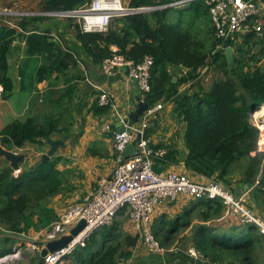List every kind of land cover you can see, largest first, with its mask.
<instances>
[{
  "label": "trees",
  "instance_id": "trees-1",
  "mask_svg": "<svg viewBox=\"0 0 264 264\" xmlns=\"http://www.w3.org/2000/svg\"><path fill=\"white\" fill-rule=\"evenodd\" d=\"M89 1L45 0L42 1L41 11H73ZM164 4L167 3L129 0L128 7L157 8ZM51 19L31 17L24 19V24L22 20L18 23V27L28 33L24 37L26 55L41 56L46 60L36 71V82L44 81L53 73L62 74L69 66L76 65L72 52L60 49L52 40L48 28L35 27L37 23ZM17 31L0 18L2 85H11L6 75L7 54L18 35ZM74 31L86 56L97 65L111 55L112 45L125 59L135 63L146 56L152 57L150 91L145 103L149 106L159 102L173 103L172 116L184 124L182 139L187 151L183 161L185 170L216 181L232 192L236 188L249 186L252 207L263 210L264 152L257 150L259 131L253 126L250 115L264 108V73L255 67L261 59L257 55L264 58V34L251 30L241 37L240 42L230 43L234 53L232 63H228L223 52L216 53L224 44L215 38L208 7L202 0L183 7L157 8L115 18L104 33H82L78 26ZM252 46L258 47L256 53ZM212 68L222 76L213 79L206 88L205 81L212 76ZM203 69L207 70L201 75ZM183 85L188 89L180 93L179 88ZM72 95L73 91L66 98L70 101ZM60 101L58 107L64 109L67 103L63 99ZM108 109L93 103L90 110L94 116H98ZM56 116L44 125L31 118L5 125L0 130V146L5 150L12 147L23 150L31 145L43 147L38 152L44 153L45 141L62 134L65 140L72 138L75 142L81 136V131L73 136V124L61 127L62 115ZM155 126L153 123L145 130L144 139H148ZM148 146L152 152L165 150L161 157L153 158V172L162 173L169 164L177 163L178 151L174 145H152L148 142ZM88 154L97 156L91 148ZM65 162L62 156L52 157L44 165H40V159L32 165L24 162L20 164L22 170L17 175H14L9 163L0 165V228L7 231L5 237L0 238V243L8 242L7 247L0 248V257L12 251L15 241L10 235L16 236L29 229H45L56 219L57 215L49 204L65 189L64 173L57 169L59 163ZM224 215L225 208L218 199L192 200L168 227L163 226L160 235L167 240L180 229H189L177 242L190 241L192 248L208 264H259L253 254L259 242H263L264 246V238L259 235V239H256L250 229L258 231L251 225L223 227L218 223ZM123 220H127V217H123ZM195 220L197 222L194 223ZM121 226L114 220L109 226V234L100 233L99 249H94L99 236L97 230L94 231L85 246L73 252L71 263L117 264L121 260H131L139 237L124 232ZM88 253L89 259L85 258ZM225 253L236 256L240 263L228 259ZM74 254L76 259H73Z\"/></svg>",
  "mask_w": 264,
  "mask_h": 264
},
{
  "label": "built area",
  "instance_id": "built-area-1",
  "mask_svg": "<svg viewBox=\"0 0 264 264\" xmlns=\"http://www.w3.org/2000/svg\"><path fill=\"white\" fill-rule=\"evenodd\" d=\"M193 1L196 0H178L169 7H183ZM202 1L208 7L215 38L224 44L222 49L229 47L230 43L240 42L241 37L251 30L260 35L264 34L262 10L254 0ZM146 9L129 8L122 0H90L73 11L34 12L3 9L1 14L8 15L10 19H5L7 24L18 30V23L23 19L51 17L75 21L82 33H104L115 18L145 12ZM110 52L111 55L100 64L102 73L111 76L125 69L127 77L136 81L140 91V101L145 103L150 91L152 57L146 56L141 62L135 63L120 55L114 45L110 46ZM97 103L100 107L111 106L108 94L105 92L99 95ZM163 109V103L159 102L148 107L142 115L141 122L128 125L122 120L124 130L121 133H113L112 149L115 153V164L110 175L100 178L90 190L75 197V200L45 229V233L41 234L39 243L28 241L15 245L10 254L0 257V264L18 259L24 252L40 254L47 243L68 235L71 229L84 221L86 226L78 234L81 237L78 239L74 237L63 248L47 253L41 258L42 264H69L73 252L78 247H84L94 231L110 226L119 214L127 217L139 240L150 252L159 253L162 248L151 232V216L161 201L173 203L181 194L191 200L203 198L220 200L225 208V216L238 217L243 226H254L264 238V221L244 204L242 197H236L222 184L213 180L197 183L185 174L153 172V158L161 157L165 150L152 152L147 149L148 140L144 139V132L153 125L152 120L156 119ZM257 121L252 123L259 131L257 150L264 152V130ZM137 135H140L139 141H136ZM130 143L135 147L134 153L124 159V149ZM15 154L19 153L15 152ZM0 233L6 235L7 231L0 228ZM189 254L194 259H202L193 248L189 250ZM117 264H129V262L121 260Z\"/></svg>",
  "mask_w": 264,
  "mask_h": 264
},
{
  "label": "crops",
  "instance_id": "crops-1",
  "mask_svg": "<svg viewBox=\"0 0 264 264\" xmlns=\"http://www.w3.org/2000/svg\"><path fill=\"white\" fill-rule=\"evenodd\" d=\"M2 1L5 2L4 4H8L11 0ZM42 1L45 0H20L18 4L21 5L19 7L15 6L14 8L24 11L43 12L41 11ZM125 1L128 6L129 0H123V2ZM254 2L261 8L262 16L264 17V0H254ZM6 8L7 6L3 9ZM23 20L22 23L24 24ZM13 21L17 22V20ZM76 26L77 24L73 20L58 18H53L50 21L44 20L42 23H37L35 25V27H39V29L42 27L45 29L48 28L52 35V40L57 46L63 51H71L76 59L75 66H69L62 74L53 73L42 82H36V71L42 64L46 63V60L41 56L26 55L24 37H26L28 33L21 28H19V30L17 29L18 35L12 41L7 54L8 68L6 75L11 85L9 86L7 83L4 85L0 84V130L13 121L25 122L29 118L44 125L53 116H60V114L62 118L59 126L68 127L72 122L71 134L73 136L76 135L74 134L73 128L77 129L78 125L81 127V136L77 138L75 142L72 141V138L67 140L64 139V148L58 150V156H62L66 162L63 164L59 163L57 169L64 173L65 186H71L72 189L70 187L67 195H63L62 192L50 201L49 206L54 210L56 215L67 208L75 200V197L90 190L100 178L110 175L115 164V153L112 149L113 133L117 132L118 129L123 126L121 123L122 120L124 123H128V113L134 112V108L129 106L130 102L134 99L133 90H135V84L133 80L127 77L125 71L111 76L104 75L100 65L93 63L92 60L86 56L82 45L77 41L74 31ZM29 29L31 28L29 27ZM173 81L175 82V79ZM205 86L206 88L209 87L210 83L206 82ZM187 89L188 87L183 85L179 88V91L182 93ZM71 91H73V95L72 99L69 101L66 97ZM103 92L108 94L111 106H109L106 113L94 116L90 109L93 103H97V98ZM61 99L67 103L64 109L58 107L61 103ZM163 105L164 109L158 115L159 122L149 134L147 140L152 145L159 143L165 145L171 144L177 149V163L169 164L164 172L185 174L197 183L207 182L209 179L185 170L183 161L187 151L182 139L184 124L179 123L173 118L171 113L173 103L163 102ZM66 112L69 114V122H67V119L64 120L63 118ZM106 128H108V130ZM56 138L57 137H54L52 140ZM45 148L46 150L48 149L47 144ZM90 148L96 152L97 156L92 157L88 154V149ZM24 151L16 150L19 154L26 155L25 163H28V165L34 164L43 154L36 152L30 145L26 146ZM5 162L6 161L0 157V164H6ZM101 169L104 170L101 172ZM21 170L22 167H20V171ZM76 170L84 171V179L82 180L84 187L80 190H75V188H73L75 182H78L77 176L74 175ZM90 170L98 171L96 173H91L89 172ZM238 189L242 192L243 199L250 190L247 186H242ZM191 201L192 200L182 194L178 195L177 200L173 203L169 204L161 201L156 206L151 216L152 226L156 223L158 224V229H162L163 226L168 227V225L189 206ZM224 218L226 219V217ZM125 225H128L133 231V234L136 235L128 219ZM45 229L38 231L29 229L27 232H22L16 236L10 235V237L15 241V245H21L28 241L39 243V238L41 234L45 233ZM188 231L189 229H186L183 233H187ZM2 237H5V235L0 233V238ZM140 242L139 240L137 246L134 248L132 258L128 261L129 264H208L207 261L203 259H194L191 257L189 250L192 249V246L188 240L180 243L181 245H187L186 249L188 250V255L186 253L182 261L172 260L170 258V251H167V255L163 256L165 258L158 256L151 258L149 254L138 250L139 246L143 245L142 243L139 244ZM7 246L8 242L0 243V248H5ZM178 253L183 252L177 249L173 254L177 255ZM30 254L31 253L27 252L22 254L25 261L29 262Z\"/></svg>",
  "mask_w": 264,
  "mask_h": 264
},
{
  "label": "rangeland",
  "instance_id": "rangeland-1",
  "mask_svg": "<svg viewBox=\"0 0 264 264\" xmlns=\"http://www.w3.org/2000/svg\"><path fill=\"white\" fill-rule=\"evenodd\" d=\"M19 1L20 0H11V1H9L8 2V4H4L5 2L4 1H2V0H0V18H3V19H10L9 18V16L8 15H3V14H1V11L3 10V8L5 7V6H7V8L6 9H8V8H11L12 10H17L18 8H14L15 6L16 7H19L21 4H18L19 3ZM22 1V0H21ZM123 1V0H122ZM154 1H156V2H162V3H167V4H164V5H161V6H159V7H157V8H164V6H167V5H170V4H172V3H175V1H178V0H154ZM2 3V4H1ZM124 3V5H126L127 3H126V1L125 2H123ZM17 4V5H16ZM242 39V38H241ZM241 39H240V41H241ZM252 48V50H253V52L254 53H256V51H257V49H258V47H254V46H252L251 47ZM257 57H261V59H260V61L258 62V63H256L255 64V67H257V68H259L263 73H264V58L262 57V56H258L257 55ZM203 70H205V71H203ZM202 71H201V75H204V73L206 72V69H203ZM211 70V69H210ZM211 75L212 76H210L207 80L208 81H205V83L206 82H209V83H211L212 81H213V79H216V78H218V77H221L222 76V74L221 73H219V72H217L214 68H212V70H211ZM261 109H264V108H261ZM260 109V110H261ZM260 110H258V111H260ZM258 111L257 112H254V113H252L251 115H250V119H251V122L252 123H255V120L257 121H259L260 123H261V126H264V122H261V120L262 121H264L263 119H264V115H258ZM68 112V111H67ZM66 112V114L63 116V118H64V120L65 119H67V122H69L68 120H70V118H69V112L67 113ZM159 115V114H158ZM174 119H175V117H173ZM159 118H158V116H156V119H154V120H152V123H154V124H157L158 122H159V120H158ZM257 121V122H258ZM73 122H75V121H73ZM258 122V123H259ZM72 123V122H71ZM79 123V122H78ZM73 124V123H72ZM81 127L78 125V128L76 129H74L73 128V130H74V134H78L80 131H81V129H80ZM58 138H60V137H57L56 139H58ZM71 139V138H70ZM27 146H29V145H27ZM31 146V145H30ZM31 147H33L34 148V150H36V152H38L39 150H41L43 147H37V146H31ZM26 148V147H25ZM25 148L22 150V151H24L25 150ZM44 150H46V148H44ZM25 152V151H24ZM45 152V151H44ZM1 165V164H0ZM104 169H101V172L103 171ZM98 170H90L89 172H91V173H96ZM74 175L75 176H77V178H78V182H75V186L73 187V188H75V190H80V189H82L83 187H84V183L82 182V180L84 179V171L82 172L81 170H76L75 171V173H74ZM70 187L71 186H65V189H64V191H63V195H67V193H69L68 191L70 190ZM249 187V186H248ZM71 189H72V187H71ZM236 190H237V192H236V194H235V192H233L234 193V195H236V196H239V197H242L243 196V194H242V192H240V190L238 189V188H236ZM243 198V197H242ZM191 200V199H190ZM243 201H244V204L246 205V206H248L249 208H252L251 210L254 212V214L257 216V217H259L261 220H263L264 221V204H261V208L263 209V210H260V209H257L256 207H252V203L250 202V197H249V193L247 194V196L246 197H244V199H243ZM261 202V201H260ZM224 217H226V219L224 218L222 221L220 220L219 221V223L218 224H220V225H222L223 227H226V228H229L230 226H232V227H240L241 226V228L243 227V225L241 224V222H240V219L238 218V217H229V216H225L224 215ZM115 220H117L118 221V223H120L122 226V229L124 230V232H126V233H131L132 235H134L133 234V231L130 229V227L128 226V225H125V224H127V220H123V214L121 215V214H119L118 216H117V218H115ZM120 221V222H119ZM195 222H197L196 220L194 221V223ZM99 230V231H98ZM97 230V232H98V234H99V236H98V241H97V243H96V245H95V247H94V249H99L100 248V244H101V241H100V238H101V236H100V233L101 234H109L110 233V230H111V227H109V226H104V227H101L100 229H98ZM101 230V231H100ZM160 229H158V224H154V226H152V224H151V232L153 233V235L154 234H156L155 235V238H156V240L158 241V243H159V245H160V247L162 248V251L161 252H159V253H152V252H150L144 245H140L139 246V251H142V252H144V253H147V254H149V257H154V256H158V257H162V258H165V257H163L164 255H167L166 253H167V251H170V253H171V259L172 260H179V261H182L183 260V257L185 256V254L187 253V255H188V250L186 249L187 248V245H181V244H179L178 242H177V240L181 237V235L183 234V232L185 231L184 229H180L174 236H171V237H169V238H167V240H164L163 238H162V236L160 235V233L162 232L163 233V231H159ZM131 231V232H130ZM241 232H243V229L241 230ZM250 232H251V234H253V236L254 237H256V239H259V234H258V232H256V230L253 228V229H250ZM15 243V242H14ZM139 244H141V242L139 243ZM15 244H13V246H14ZM181 245V246H180ZM261 245V246H260ZM11 247H12V244H11ZM78 250H79V248H77ZM177 249H179V250H181L183 253H178L177 255L175 254H173V253H175L176 251H177ZM77 250V251H78ZM88 252H90V251H88ZM180 254V255H179ZM76 254H74V256H73V259H76V256H75ZM228 259H234L235 260V262H238V263H240V260L238 261V259H235L236 258V256H233V257H231L228 253H225L224 254ZM29 257H30V260H29V262L28 261H25V258L24 257H19L18 259H13V260H8V261H6V262H4L3 264H42V260H41V257H40V254L38 253V252H33V253H31L30 255H29ZM89 257H90V253H88V254H86L85 255V258H87V259H89ZM253 257L255 258L256 257V259H257V263H259V264H263V260H264V246H263V242L262 243H260L259 242V244H258V247L256 248V252L253 254ZM168 259V258H167ZM169 260V259H168ZM69 264H72L71 263V259H69Z\"/></svg>",
  "mask_w": 264,
  "mask_h": 264
},
{
  "label": "water",
  "instance_id": "water-1",
  "mask_svg": "<svg viewBox=\"0 0 264 264\" xmlns=\"http://www.w3.org/2000/svg\"><path fill=\"white\" fill-rule=\"evenodd\" d=\"M169 7V5L164 6V8ZM157 8H147L145 12L156 10ZM223 52L226 56L228 63H232L233 61V48L232 47H226L225 49H222L219 47L216 50V53ZM125 71V69H123ZM135 84V90H133L134 93V99L130 102L129 106L131 108H134V112L128 113V125H132L138 122H141V118L143 113L148 109L149 105L147 103H143L140 101V91L136 84V81H133ZM123 127H120L118 129V133H121L123 131ZM64 135H60V138L55 140H46V144L48 145V149L40 156V165L46 164L52 157L58 156V150L60 148H64ZM140 140V135H137L136 141ZM134 145L128 144L123 152V158L127 159L134 153ZM147 149H149V146H147ZM16 149L12 147L11 150H5L2 147H0V157H3V159L9 163L11 168L14 171V175H17L20 172V164H23L25 162V156L23 154H15ZM248 187V186H247ZM235 194L237 190L234 191ZM236 196V195H235ZM239 197V196H236ZM86 224L84 221L79 222L73 229H71L70 233L68 235H65L61 237L60 239H57L55 241H51L45 245L44 248L40 251V257H44L47 253H53L61 248H63L66 244H68L70 241L73 240L74 237L78 236V234L85 228Z\"/></svg>",
  "mask_w": 264,
  "mask_h": 264
},
{
  "label": "bare ground",
  "instance_id": "bare-ground-1",
  "mask_svg": "<svg viewBox=\"0 0 264 264\" xmlns=\"http://www.w3.org/2000/svg\"><path fill=\"white\" fill-rule=\"evenodd\" d=\"M258 115H264V109H261L260 111H258ZM261 122H264V121L261 120ZM260 127L263 128V130H264V126L260 125ZM79 237H81V236H77V237H75V239H78Z\"/></svg>",
  "mask_w": 264,
  "mask_h": 264
}]
</instances>
